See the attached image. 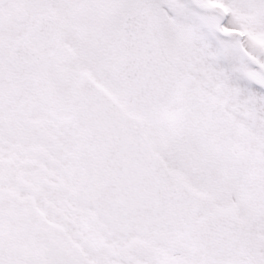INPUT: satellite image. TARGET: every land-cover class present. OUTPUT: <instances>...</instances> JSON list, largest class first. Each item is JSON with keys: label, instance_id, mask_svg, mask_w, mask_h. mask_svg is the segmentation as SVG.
Masks as SVG:
<instances>
[{"label": "snow or ice", "instance_id": "6c2138e0", "mask_svg": "<svg viewBox=\"0 0 264 264\" xmlns=\"http://www.w3.org/2000/svg\"><path fill=\"white\" fill-rule=\"evenodd\" d=\"M0 264H264V0H0Z\"/></svg>", "mask_w": 264, "mask_h": 264}]
</instances>
